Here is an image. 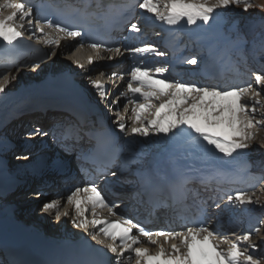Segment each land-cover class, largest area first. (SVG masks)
Listing matches in <instances>:
<instances>
[{
  "label": "snow or ice",
  "instance_id": "snow-or-ice-1",
  "mask_svg": "<svg viewBox=\"0 0 264 264\" xmlns=\"http://www.w3.org/2000/svg\"><path fill=\"white\" fill-rule=\"evenodd\" d=\"M241 3L244 11L253 7L248 0H214L213 3L209 0H138V8L170 27L183 24L192 27L199 23L208 25L217 18L218 10ZM261 7L264 8V3ZM0 8L11 10L7 16L0 14V43L15 47L22 42L24 33L17 30L13 22L17 18L21 22L27 20L31 31L34 5L31 0H0ZM19 27L22 29L24 24ZM44 27L67 37L82 36L80 30L69 29L51 19L44 21ZM44 27L36 28L35 32L46 36ZM130 31L139 33L141 28L132 23ZM35 32H32L33 36ZM45 43L59 47L60 39L46 38ZM88 47L97 54L101 50L111 53L107 57L109 60L122 56L125 51L134 57L167 55L151 43L123 50L95 42ZM14 63L13 58H7L6 66L11 67ZM88 63H93L92 57L88 58ZM183 63L196 65L199 57L186 58ZM79 66L83 68V65ZM37 67L39 65H33L34 69ZM168 72L169 67H153L149 61L141 59L128 73L111 74L110 79L119 77L121 81L127 76L126 89L111 101L117 106L112 122L119 132L131 137L126 143H135L136 137L163 136L185 140L191 148L213 158L217 153L228 160L243 156L257 140L255 130H264V74H254L255 85L261 86L256 88L250 82L226 86L199 84L182 77L172 78ZM15 78L0 75V93H4ZM90 84L102 102L108 100V89L100 79H92ZM121 98L126 100L123 111L118 107ZM261 146L264 147V140H261ZM111 174L113 177L118 175L115 171ZM257 179L264 177L253 178ZM259 203L256 193L236 190L227 195L225 207L243 211ZM118 207L90 180L85 186H76L70 191L65 203L59 198L53 199L44 203L42 210L55 212L57 220L71 216L75 228L83 230L98 245L115 254V264H133V261L134 264H264V257L257 255L260 245L252 239L253 233H259V228L246 231L235 241H230L209 225L207 208H201L197 215L181 218L180 230L169 227L152 231L120 213ZM215 207L219 209L221 205ZM105 209L107 215L102 216ZM152 247L155 252L150 251Z\"/></svg>",
  "mask_w": 264,
  "mask_h": 264
},
{
  "label": "rangeland",
  "instance_id": "rangeland-1",
  "mask_svg": "<svg viewBox=\"0 0 264 264\" xmlns=\"http://www.w3.org/2000/svg\"><path fill=\"white\" fill-rule=\"evenodd\" d=\"M213 2L214 0H209V3H213ZM248 2L251 3L253 7L249 8L247 11H244L243 3H241L240 5H231L227 9L218 10L217 18L213 19L211 23L207 25V27L210 28L211 30H213L214 28H217V31H222V33H225L226 30L223 28H225V26L228 24H232L237 27V31H238V34H237L238 38H232L233 42H236L237 40H241L244 38L246 40L253 41V44L259 42V44L262 45V49H264V8L261 7V4L264 3V0H248ZM19 21H16V24ZM249 26L250 28L248 29ZM48 50H51V52L50 51L48 52ZM46 53L47 54L45 56L43 54V56L41 57L42 59L40 61H37L33 64L32 62L27 64V63H24V61H22L23 63H21L18 67L14 69L5 70V71L0 70V75H9V76L16 77L15 79L11 80L5 92L0 93V104L4 102L6 99L10 98L9 100H11L15 97L20 96L19 94L30 92V91H38L39 89L27 91L35 87L39 88L41 86L40 88L46 89V87H44L42 84V81L44 80V78L49 77L50 81L56 80V79L53 80L48 75L49 71H52V72L55 71L54 75L56 76L58 75L59 72H62L61 70L66 69L68 73L75 71L76 74L79 75V72H77V70H74V69H76V67H80L79 65H83V67H85L87 63L86 56L88 54L85 53L84 51L80 52V54L78 53L79 58L77 60V66L74 65L75 63L73 61H68V60L64 62L62 66H58L57 61L59 58L53 57L55 56L53 55V49L48 48ZM34 64L39 65V67L34 69L33 68ZM62 75L63 74H61V76ZM61 76L59 79L63 80ZM81 81L83 84L84 80L81 79ZM54 84L56 85L57 83L55 82ZM260 87L261 86H257L256 88H260ZM262 96H264V93H262ZM255 131H257V140L253 142L250 149H248L243 156L238 157V158H245L246 156H249L252 162H258L257 168L263 170V175H264V147L261 146V140H264V130H255ZM130 139L131 137L127 136V140H130ZM165 140H168V138H165L163 136H160V137L150 136L147 138L136 137L135 143L128 144L127 160L128 159L131 160V163L129 162V164L133 165V162L135 163V159L137 160V162L140 161L142 154L144 158L148 152L149 147L152 149L157 144H159V142H163ZM35 150L36 148H32L30 153H33ZM28 156H31V154L25 155V158ZM130 167H126L125 165V168H126L125 170H127ZM248 193L249 194L256 193V196L260 198L259 204L252 205V208H256V210L258 211L257 215L259 216V223H260V226L257 227L260 229V231L259 233H256L255 239H253V237L252 239L256 244L260 245V247L257 249V255L259 257H264V244H262V241H264V223H261V221H264V185L258 188H253ZM255 198L256 197H253V199ZM47 219H48V223L57 227L56 229H60V222H59L60 219L57 220L55 218V213L49 214L47 216ZM63 229L64 228H62V230ZM234 238L235 236L231 237V240L233 241L236 239Z\"/></svg>",
  "mask_w": 264,
  "mask_h": 264
},
{
  "label": "bare ground",
  "instance_id": "bare-ground-1",
  "mask_svg": "<svg viewBox=\"0 0 264 264\" xmlns=\"http://www.w3.org/2000/svg\"><path fill=\"white\" fill-rule=\"evenodd\" d=\"M9 10L8 9H4V8H0V14H2V15H4V16H7L8 15V12ZM17 20H18V18H17ZM16 20V21H17ZM16 21H14L13 23L16 25V26H18V29H20L19 28V25L21 24V23H23L24 24V27L26 26L25 24V22H26V20L25 21H23V22H21V21H19L17 24H16ZM220 24V23H219ZM183 26L184 27H186V28H188V29H190V30H192V31H194V30H199V24H198V26H192V27H189V26H187L186 24H183ZM23 27V28H24ZM22 28V29H23ZM27 34V33H26ZM205 36V38L206 39H209V35L208 34H205L204 35ZM221 36V35H220ZM216 37H218L219 38V35H216ZM226 41H224V43H225ZM67 42L66 41H60V45H59V47H57L56 45H48V47L44 50L45 52H47V49L48 48H52L53 49V53H55V56H53V57H58L59 59H58V61H57V65L58 66H62V64L64 63V62H66L67 60L68 61H73L74 63H75V66H77V60H78V53L80 54V51H79V49H77L76 47H74L75 45V42H71V43H69V44H66ZM3 47H5V48H3ZM3 48V49H2ZM0 49L1 50H4V52L5 51H7V49H9V46H5V45H3L2 43H0ZM45 52H43L42 54H40V53H36L35 54V56L33 57V58H31L30 60H40L41 59V57L43 56V54H45ZM74 54V55H73ZM37 58V59H36ZM4 59V55L0 58V61L1 60H3ZM23 60V59H22ZM30 60L28 59V60H25L24 61V63H27V64H29L30 63ZM27 61V62H26ZM2 66L5 64V61H3L2 63ZM2 66H0V67H2ZM28 66H30V65H28ZM85 67H86V69H87V63H86V65H85ZM3 71V70H2ZM94 71H91V74H89L88 76L89 77H91V76H93V73ZM88 77V78H89ZM88 78H85L86 79V81L88 80ZM92 78V77H91ZM91 78H89V79H91ZM84 80V79H83ZM57 83L56 85L54 84V83ZM42 84H43V86L44 87H46V89L45 88H43V92H52L50 89H51V87H55V88H59V90H61V91H59L58 93L60 94V95H65V96H73V95H77L78 94V92L80 91V89H70L71 87H69V85L68 84H64L63 83V80H61V79H56L55 81H50V78L49 77H46V78H44V80L42 81ZM69 89L70 91L71 90H73V92H70V94H67L66 92H67V90H65V89ZM32 91H30V92H26V93H22V94H19L20 96H18V97H15V98H13V99H11V100H9V99H6L4 102H2L1 104H0V116H1V114H3V117H5V116H9L10 115V113H12V109H11V106H10V103L12 102V103H14L16 100H18V99H23V98H25L27 95H28V93H31ZM33 92H38V91H33ZM40 92V91H39ZM73 94V95H72ZM45 105H47V104H45ZM25 110H28V109H26V108H24ZM2 120H3V118H1L0 117V123L2 122ZM65 124V121L63 122V124L62 125H64ZM38 136H35L34 138H32V146L33 147H35L36 145H37V143L39 142V140H38V138H37ZM12 140V139H11ZM189 150L190 151V153L191 154H194L195 153V155H197V154H200V156L203 158V159H208V158H211V156H206V155H204L203 153H201V152H199V151H196L195 149H193V148H191L190 147V145L186 142V144L183 146V147H180V151L181 152H184V151H186V150ZM31 152V149H24V148H18V149H15V154H17V155H19V156H23V158L24 159H27V157L25 158V155H27V154H31L32 155V153H30ZM33 156V155H32ZM146 156V155H145ZM153 156H151V158H152ZM216 157L217 158H220L221 157V159L220 160H223V161H225V163L227 164V163H230V162H232L233 160H228V159H226V158H224L223 156H222V154H219V153H217L216 154ZM28 158H29V156H28ZM236 168H238L237 166H236ZM241 169V168H240ZM18 193H20V192H18ZM32 194H33V192H32ZM36 194V193H35ZM12 198V197H11ZM19 198V197H18ZM20 198H22V197H20ZM23 199V198H22ZM24 200V199H23ZM5 203V200H3V199H0V204H4ZM32 211V210H31ZM30 213V215H33V214H36L37 213V210H35V211H33V212H30L29 211V209H23V210H18L17 211V214L18 215H21V214H29ZM51 214V213H50ZM49 215V214H48ZM46 221H48V219L46 218ZM13 226V225H12ZM234 237V236H233ZM229 238H230V240H231V237L229 236ZM235 239V238H234ZM232 241V240H231Z\"/></svg>",
  "mask_w": 264,
  "mask_h": 264
},
{
  "label": "water",
  "instance_id": "water-1",
  "mask_svg": "<svg viewBox=\"0 0 264 264\" xmlns=\"http://www.w3.org/2000/svg\"><path fill=\"white\" fill-rule=\"evenodd\" d=\"M50 73H51V74H52V73H55V71H53V72H52V71H50L48 75H50Z\"/></svg>",
  "mask_w": 264,
  "mask_h": 264
}]
</instances>
